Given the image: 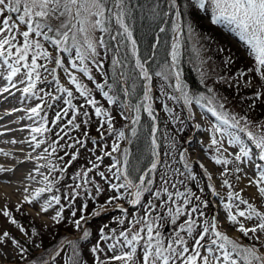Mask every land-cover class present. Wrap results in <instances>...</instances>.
<instances>
[{"label":"snow or ice","instance_id":"1","mask_svg":"<svg viewBox=\"0 0 264 264\" xmlns=\"http://www.w3.org/2000/svg\"><path fill=\"white\" fill-rule=\"evenodd\" d=\"M188 6L197 13L199 10L207 12L210 8L213 23L226 21L230 25H235V30L240 39L245 41L248 46V55L254 57V67L248 71L259 72L264 77V0H188ZM170 7L176 9L177 32L179 33L182 30V10L177 5V0H170ZM152 13L154 16L158 15L155 8L152 9ZM129 14L128 0H0V67H3L7 72L4 79L9 83L10 88H17L18 84H25L22 94L36 96L37 83L43 82L41 80V69H43V72L54 75L57 83L56 91L59 93L56 96H51V93L46 95L51 96L53 102L63 100L66 105L56 113L54 122H59L67 117L71 109L74 114L66 120V126L79 129L81 124L75 122L77 115L86 118L81 123L88 124L91 116L86 106H91L94 109L95 117L101 121L98 131L103 129L106 123L109 129L117 133L119 139H125V132L114 128V117L111 113L102 105L98 106V101L92 96L91 90L72 70L84 74L90 81L94 80L93 68L101 75H105L99 49H103L105 56L110 49L108 41L103 37L93 38L92 33L97 30L107 34L111 40L117 41V45L121 41H129L132 54L136 55L137 45L128 23ZM113 21L119 26L115 34L109 27ZM161 30L163 31V29ZM189 30L191 31V25H189ZM178 47V43L174 44L173 64L170 67L166 66L164 71L157 72L156 75H163L166 79L168 73L174 76L175 84L173 87L180 93L185 104L191 105L192 98L181 81L179 70L172 71V69L177 68ZM61 54H66L67 66L64 64L65 56ZM117 56L118 53L113 54L111 63L113 66H122V60L116 58ZM48 63H55L57 69L63 70L70 84L74 85L75 91L84 98L85 103L83 105L77 107L73 104V99H75L73 90L59 84L58 77L55 75L56 69H48ZM226 63H231V58ZM136 67L139 69L138 75L147 82L143 100L139 105L127 106L128 108L134 107L135 118H132L126 109L121 113L125 119L130 120L133 136L136 135L135 125L139 123L142 107L154 120L156 119L150 103L153 99L150 87L152 75L149 68L139 58L136 60ZM22 69L24 70L23 73ZM21 73V79L14 81L13 78ZM240 75L243 76L245 73L241 72ZM105 87L106 84H96V88L103 92L108 103H115L114 96L110 95V91H105ZM10 88L6 87L3 91L10 92ZM17 90L21 89L17 88ZM161 91L163 92V89ZM164 94L167 95V93ZM256 95L259 97L264 93H257ZM65 97L67 98L65 99ZM39 99L44 101V96H40ZM169 99H176V97L169 96ZM203 99H205V103L201 104V107H207V111L219 121V124L213 125L212 128L211 145L214 146L215 153H220L223 147L222 141L216 136L217 132L223 134L227 130L223 126L245 132L249 141V143H245L239 135L228 132L230 137L228 143L238 146V154L235 155L234 159L219 155H213L212 159L218 165H233L234 172L242 173L247 177L250 184L258 186L259 192L264 194V186H261L264 185V125L259 126V133L253 132L245 117L237 119L235 116L226 115L224 112L218 111L217 108L210 106L213 104L214 98ZM145 102L149 103L145 104ZM196 102L200 104L199 99ZM52 106V104L42 103L30 109L31 113L40 117L42 121L38 126L31 128L32 133L43 136L50 132L47 118L40 116V110ZM163 107L175 120H179V117L167 104H164ZM224 107L225 102L219 103L220 109ZM82 109L84 110L81 111ZM32 118L29 116V119ZM241 120H245L244 127H241ZM196 127H200V125L197 124ZM60 132L64 135L61 136L57 133L59 139L68 135L63 127ZM84 135L87 136V133L85 132ZM103 136L104 132L101 131V139ZM31 140L36 141V148L45 142L43 139H37V135H32ZM92 143L96 144L97 142L92 140ZM76 144L86 148L87 142L82 138L75 139L74 143L69 146L75 147ZM249 144L254 145V148L250 147ZM153 145H155V138H153ZM49 148H51L52 153H55L57 141L49 144ZM223 150L227 151L226 148ZM45 151L48 149L46 148ZM113 152L120 153L121 158H117L109 167L111 176H106L103 171H99L98 174L109 184V188L119 195L109 197L100 205V209H105L107 205L113 204L114 201L122 197H126L132 205H140L144 193H149L152 199L147 202L144 214L138 218L134 217L126 228L119 230L118 234L116 229H111L108 234H105L104 229H100V239L90 250L94 254V264H264V252L261 251L264 248V242H261V236H264V212L259 211L253 204L243 199L239 192L229 191L225 199L217 191L215 185H207L210 193L220 199L225 210L224 222L247 238L249 241L247 244L242 243L237 238L230 237L221 226L218 216L207 217L205 210L209 206L208 200H202L201 196L196 195L186 186L184 191H170V188H176V185L167 174L160 176V184L154 188L152 173L157 169L158 161L152 163L148 172L133 178L132 171L129 170L127 149H121L117 142H113L112 151L104 152V156H111ZM77 155L78 153L72 154L70 160L77 159ZM153 155H158L155 148ZM59 159L62 161L61 168L56 169L53 165L52 170L64 172L66 171L64 165H67L68 161H63L62 157ZM180 159L185 160V153H181ZM96 161L102 162L103 156H97L96 160L92 162L91 168L83 170L82 174H77L82 183L76 184L72 188V194L66 197L69 203H73L74 198L80 196L79 190L81 189H86L84 191L85 196L91 197L94 201L97 200L102 189L88 177L89 172L99 168ZM245 164L251 168L254 178L248 176V173L241 167ZM183 167L188 171L187 178L196 181L197 177L192 175L189 164L185 162ZM200 167L204 169V176L207 177V180L211 181L212 174L204 168L203 164H200ZM179 174L184 175V173ZM226 174L227 169L222 175ZM45 179L47 180L48 177ZM237 179H240V176H237ZM114 180L121 182L116 183L113 182ZM180 184L183 185L184 181L181 180ZM87 185L95 187V195L91 188H87ZM222 186L233 187L228 179L223 180ZM121 189L126 191L121 192ZM45 191H52V181H49L46 188L37 191L28 202H38L40 211L47 213L53 203L61 205V197L53 194L50 199L40 202L39 198ZM200 191L204 192V188H201ZM157 201H159V205ZM118 207L126 218L128 210L122 205ZM86 209L87 204L85 203L82 205L81 211ZM159 210L167 212L173 225H176V221L180 217H185L182 223L176 225L174 236L167 238L163 236L162 225L158 223L163 220V217L159 215ZM63 212L64 206H61L57 209L53 220L59 222L63 218ZM153 213H157V215L153 216ZM102 214H104L103 211L94 212V215L97 216ZM3 215L10 218L11 224H18L9 211L4 210ZM71 215L75 218L76 211H72ZM82 221L87 222L83 215L79 219H73L74 227L81 229ZM118 222L124 224L125 219ZM246 225L249 226L246 227ZM19 231L25 236L29 235L23 226H19ZM250 233L251 235H249ZM88 237L89 232L86 229L83 230V238L87 239ZM101 242H104V247H101ZM8 243L17 245V250L23 258V254L27 250L20 241L12 237L8 231H0V244L6 245ZM66 244L70 246L71 252H68L64 247H59L55 255L52 256L51 264H58L56 257H59L63 264H82L78 251L80 245L72 240L66 241ZM258 244L259 246H257ZM105 248L111 255H107ZM97 254H103L105 258L101 259L100 255ZM40 261L41 264H49V261L44 257H41Z\"/></svg>","mask_w":264,"mask_h":264},{"label":"rangeland","instance_id":"2","mask_svg":"<svg viewBox=\"0 0 264 264\" xmlns=\"http://www.w3.org/2000/svg\"><path fill=\"white\" fill-rule=\"evenodd\" d=\"M169 4H170V0H169ZM201 11L203 12L202 22H204V24L213 26L215 30H217L222 35V40L229 43V46L234 51L236 59L242 60L247 64L254 65V57L248 55V46L245 43V41L240 39L238 32L235 30V25H230L226 21L213 23L211 18L212 17L211 9L209 8L207 12L204 10ZM175 23L177 27V17ZM114 24L117 25L115 22ZM116 30L117 29H113V34H115ZM92 35L94 39L104 37V34L98 30L93 32ZM177 43L178 45L180 44V32L178 33L176 28L175 35L172 40L171 51H170L172 64H173L172 53L174 50V44ZM129 44L131 48V43L129 42ZM45 47H47V45H45ZM99 51H101V58L104 62L105 58L103 56V49H99ZM177 54H178L177 68H174L173 71H176L178 69L181 78V71L180 68L178 67V62L180 57L179 47ZM53 55H55V52H53ZM61 55L65 56L64 64L67 66L68 59L66 54H61ZM40 62L43 63V61ZM47 67L48 69H56L55 75L58 77V80L60 79L59 84L73 90V94L75 97V99H73V104L76 105L77 107L83 105L85 103L84 98L80 97L79 93L75 91L74 85L70 84L63 70L57 69L55 63H48ZM41 70H42L41 80L43 82L37 83L36 96H32L30 94V98L31 100L37 99V101L39 100L40 102L41 100L39 99V97L44 96V101L42 103L52 104L53 106L48 108H41L40 116H46L48 121V126L50 130H52L51 131L52 135L59 133V135L63 136L64 134L60 132V129L62 127L65 129L68 135L64 136V138L61 140L58 137L53 138L50 132L49 134L45 133L43 136L38 135V139H43L45 141L44 143H42L43 149L41 150L43 153V158L40 160V162H42V164L45 165V170L38 174L39 179L40 178L41 179L32 186L33 188L31 193L34 196L39 188L40 189L46 188L48 186L49 181H52V191L43 192L42 193L43 195H41L39 201L43 202L45 199H50L51 196L55 194L61 197V205H55L53 203V206L49 209V211L47 213H44L40 211L38 202L36 201H34L33 203L24 202L23 200L15 196L13 197L7 196L2 198L3 195L0 191V231H8L11 234V236L18 239L21 245H23V247L27 250L23 254V258H21V254L17 250L18 249L17 245L11 243H8L6 245L0 244V264H41L40 261L41 257L47 259L49 261V264H51L52 256L55 255V252L59 247H64L67 249L68 252H71L70 246L66 244V241L68 240H72L80 245L78 249L79 253L80 251H84L87 260L81 258L82 264H94V254L90 250L94 245L97 244V242L100 239V229H104L105 234H108L111 229H116L118 234L119 230L126 228L129 222L134 217L138 218L139 216L144 214V210L147 207V202L152 199V196L149 193H144V195L141 198V204L132 205L128 202V199L126 197H122L121 199L114 201L113 204L107 205L105 209L103 210L100 209V205L103 204L109 197L119 195V193L109 188V184L105 180H103L98 173L99 171H103L106 176H111V173L109 172V167L115 162L117 158H121L120 153L113 152L111 156H104V152L106 151L111 152L113 142H117L121 149H127L128 158H129V152H130L129 143H130V135L132 134L131 131L132 125L130 123V120L125 119L121 113L126 109L130 114V116L132 118H135V110H131L130 108H128L127 107L128 104L126 102L124 103V105L120 104L118 101L112 104L108 103L107 99L103 96V92L96 88L97 83L104 84L105 75H101L98 71H96L95 68L92 69V75L94 76V80L91 81L88 80L87 76H85L84 74L76 70H72L75 73V75H77V77L80 78L81 81L84 84H86L88 88L91 90L92 96H94L95 99L98 101V106L102 105L104 109L108 110L111 113V115L114 117L113 125L114 123H116V125H114V128L116 130L124 131L126 138L119 139L117 133L113 132L112 129H109L106 123L104 124V128L98 131L101 121L99 118L95 117L94 109L91 108V106H86V109L91 116L88 124L81 123V121L86 118L83 117L82 115H77V119L75 122L81 124L79 129H74L71 128V126H66V120L74 114L71 109L69 110L67 117H65L63 120L59 122H54V117L56 113L60 111L62 108L66 107V105L63 103V100H60L58 102L52 101L51 96L59 95V93H57L56 91L57 88V86L55 85L56 80L54 79L53 74L48 72H43V69ZM23 71L24 70L22 69V73ZM22 73L19 75H22ZM255 75L256 76H254V81L260 82L264 85V77H262L259 72H255ZM50 80H52L53 82H51ZM61 81H63V83ZM52 85H54V88L51 87ZM146 86H147V82L144 80V89ZM184 86L189 96L192 98V104L191 105L185 104L184 99L180 96V93L177 92L175 97H177L181 101V105L178 106L175 99H171L173 105L172 110L174 114L179 117V120H177V122L174 123V118L172 115L169 114V112H167L166 110H164L163 112L161 111V109L164 108L163 107L164 104L162 105L163 100L162 103L159 104L160 109L157 108L156 105H158V103L156 102L154 96V87L152 85V81L150 84V87L152 89L151 95L153 98L150 103L154 110L155 117H157V115L161 113L164 117L167 118L168 121L172 123V129H174L175 133L181 135L182 132H187V134H185L184 136L183 146L181 150V153L182 152L185 153V160H183L182 163L184 164L185 162H187L189 164L190 169L197 172V175L195 174L193 175L197 177V183L200 189L205 188V183H207V185L213 184L216 186L217 191H219L221 196L225 197V199L227 198V193L229 191L239 192L243 199L253 204L259 211L264 212V194H261L259 192V187L250 184L248 182L247 177H245L242 173L234 172L233 165L231 164L218 165L212 159L213 155H219L221 157H226L228 159H234L235 155L238 154V146L235 144L228 143L230 139L228 132H232L233 135H239L242 139H244L245 143H249L246 134L244 132H240L239 129L227 128V126H223L227 130L223 134H221L220 132L216 133L217 138L222 141L223 147L220 153H215L214 146L211 145V137L213 135L212 128L213 125L219 124V121H217L216 118L212 116L210 112L207 111V107H201V104H204L205 102H203L200 98L193 95L186 85ZM104 90L111 92V90L108 87H105ZM46 92L51 93V96L46 95L47 94ZM66 98L67 97H65V99ZM198 99L200 100V104L196 102ZM147 103L149 102H145V104ZM143 109L144 112L150 118L153 119V117L148 114V112L145 110L144 107ZM83 110L84 109H82L81 111ZM34 118L38 120V123H40L41 121L40 117L37 118V116H34L33 114V119ZM122 123H124V125ZM197 124H199L200 127H196ZM0 126H3V123L0 124ZM156 128H157V121L156 123H154V127H153L152 137L155 138V145H153L152 148V156H153V162L158 161L159 164L161 159V153L159 150L158 142L155 137ZM101 131L104 132L103 139H101ZM85 132L87 133V136L84 135ZM81 138L87 142L86 148L81 147L79 144H76L75 147L69 146L74 143L75 139H81ZM92 140H95L97 143L93 144ZM53 141H57V150L55 153H52L51 148H49V144H51ZM249 146L254 148V145L252 144H249ZM46 148L48 149V151H45ZM154 148L155 151L158 153V155L156 156L153 155ZM225 148L227 149L226 152L223 150ZM74 153H78L77 159L70 160V156ZM97 156H103V161L102 162L96 161V163L99 164V168L89 172L88 177L94 180L95 183L100 186L102 192L97 196V200L94 201L93 199H91V197L84 195V191L86 189H81L79 190L81 193L80 196L75 197L73 203H69L66 197L72 194V188L76 184L82 183V181L79 179L77 174L78 173L82 174L83 170L91 168L92 162L96 160ZM60 157L63 158V161H68L67 165H64V167H66V171L64 172L52 170L53 165H55L56 169L61 168L62 161L61 159H59ZM26 159L30 160L29 162L31 163L32 158L28 159L26 157ZM30 163H28L29 164L28 169L31 168ZM152 163L149 165L148 169H146L147 172L149 169H151ZM200 164H203L204 168L207 169L208 172L212 174L211 181L207 180V177L204 176V169L200 167ZM241 167H243L244 171L248 173V176H253L252 170L247 164L241 165ZM226 169H227V174L222 175V173H224ZM12 174L13 171H10L9 173H7V176L9 175L11 177ZM237 176H240V179H237ZM45 177H48V179L46 180ZM152 177L155 181V177H156L155 172L152 173ZM224 179H228L229 183L232 184L233 187L228 188L227 186H222V182ZM183 181L184 184L181 185L180 181H178L176 178L172 179V182L175 183L176 188H170V191H176V190L184 191L185 186L189 188L186 185L188 178H185L184 176ZM113 182L120 183L121 181L114 180ZM159 184L160 181L159 182L157 181V183L154 182L153 187L154 188L158 187ZM87 188H91L92 193L94 195L96 194L95 187H93L92 185H87ZM120 191L125 192L126 190L121 189ZM208 191H209V195L207 200L209 201V206L205 210L207 217L211 218L212 216H218L221 226L230 237L237 238L244 244L249 243L248 239L245 238L239 231H237L233 227H229L228 224L224 222L225 210L222 207L220 199L216 196H213L210 193L209 189ZM195 194L201 196V199L204 200L203 193H200L201 194L200 195L199 192H195ZM85 203L87 204V209L81 211V207ZM157 204L159 205V201H157ZM120 205H122L124 208L128 210L126 218H125V214L119 210L118 206ZM61 206H64L63 218L59 222H56L55 220H53V217L55 216L57 209L60 208ZM4 210L9 211L11 215L13 213L14 215L16 213L19 215H23L26 213L38 224L39 227L38 229L40 230V232L45 233L46 235L48 234L47 235L48 237L49 234L59 226L62 229H65L64 235L53 246L48 245L47 247L44 248L38 247L36 241H34L37 240L35 239L36 235L34 236L33 235L34 233L32 234L31 233L32 231H30L29 229H27L29 230V232L27 231L29 235L28 236L23 235L19 231L20 225L11 224L10 218L5 217L3 215ZM72 211H76L75 218H73L71 215ZM95 211H103L104 214L97 216L94 215ZM159 213H160L159 215L163 213L162 216L163 220L158 222L160 225H162L161 232L163 233V236L165 238L169 236H174L175 234L174 229H176V225L182 223L185 217L183 216L180 217L176 221V225H173L171 223V218H169L168 220L169 216L166 211L159 210ZM82 215L87 219V222L84 223L82 221L81 229H77L73 225V219H79ZM156 215L157 213H153V216ZM121 219H125L124 224H120L118 222ZM247 226L249 225H246V227ZM137 227H139V225H137ZM85 229L89 232V237L87 239L83 238V230ZM249 235H251V233ZM261 242H264V236H261ZM257 246H259V244ZM101 247H104V242H101ZM261 251L264 252V248H262ZM105 252L107 253V255H111L110 252H107L106 248H105ZM49 253H51V255H48ZM97 255H100L101 259L105 258L103 254H97ZM56 260L58 264H63V262L60 261L59 257H56Z\"/></svg>","mask_w":264,"mask_h":264},{"label":"trees","instance_id":"3","mask_svg":"<svg viewBox=\"0 0 264 264\" xmlns=\"http://www.w3.org/2000/svg\"><path fill=\"white\" fill-rule=\"evenodd\" d=\"M177 5L182 10L178 62L182 83L203 102H205L203 98H214L210 106L217 108L218 111L235 116L237 119L245 117L251 130L259 133V126L264 125V95L258 97L256 94L264 93V85L254 81L256 71H248L254 65L236 59L229 43L222 40V35L213 26L202 22L201 10L197 13L190 8L188 0H177ZM128 8L130 12L128 23L136 40L137 53L132 54L129 41H121L117 45V41L111 40L107 34H104L103 38L108 41L110 49L106 56L103 54L104 84L111 90L110 95H113L120 104L124 105L126 102L128 106L139 105L144 95V79L138 75L139 69L136 67V60L139 58L152 75L157 108L160 109L159 104L163 100L162 105L166 103L172 109L173 105L169 96L177 94L173 87L175 77L168 73L166 79L165 76H157L156 73L172 65L170 51L177 28L176 9L170 7L169 0H128ZM153 8L158 15H153ZM189 25H191V31ZM109 27L113 30L118 29L119 26L113 21ZM114 53H118L116 58L122 60V66L112 65ZM229 58L231 63H226ZM241 72L245 75L241 76ZM175 101L178 106L181 105L177 97ZM221 102H225L223 109L219 108ZM130 109L135 110L134 107ZM164 110V108L161 109L162 112ZM156 121L155 137L161 159L154 171L156 176L154 182H159L163 174H167L171 180L176 178L181 181L184 176L185 178L188 176V171L183 167L180 159L184 136L187 132H182L181 135L175 133L172 123L161 113L157 115ZM156 121L144 112L143 107L141 108L140 120L136 124V135H130L129 143V170L132 171L133 178L144 173L153 162L152 134ZM176 122L177 120L174 119V123ZM240 123L241 127H244L245 120H241ZM55 135H52L53 138L58 137L57 134ZM179 173H184V176ZM193 174L197 175V172L192 170ZM186 185L194 193H203L204 200H207L209 195L207 183H205L204 192L199 190L197 179L196 181L188 179ZM12 218H15L18 225L23 226L25 230L29 229L34 236L36 235L37 240L34 241L41 248L55 245L65 232V229L59 226L48 237V234L40 232L38 224L26 213L23 215L13 213ZM79 255L80 258L87 260L84 251H80Z\"/></svg>","mask_w":264,"mask_h":264},{"label":"bare ground","instance_id":"4","mask_svg":"<svg viewBox=\"0 0 264 264\" xmlns=\"http://www.w3.org/2000/svg\"><path fill=\"white\" fill-rule=\"evenodd\" d=\"M6 75V70L0 67V124L3 123V126H0V191L2 198L15 196L28 202L33 196L32 186L41 179L38 174L45 170V165L40 162L43 158L41 150L43 144L36 148V141L31 140L32 135H37L38 139L39 134L32 133L31 128L38 126L39 123L35 118L29 119V116L33 117L30 109L42 104L43 101L31 100L30 94L23 95L22 89L25 84L17 85L21 90L10 88L9 83L4 79ZM21 76L18 74L13 80H19ZM55 85L57 86V83ZM6 87L10 88V92L3 91ZM51 87L54 88V85ZM26 157L32 158L31 163ZM10 171H13L11 177L9 176L11 173L7 176Z\"/></svg>","mask_w":264,"mask_h":264}]
</instances>
